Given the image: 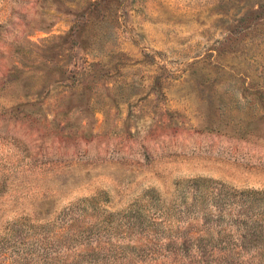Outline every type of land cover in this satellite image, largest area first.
<instances>
[{
    "label": "rangeland",
    "instance_id": "obj_1",
    "mask_svg": "<svg viewBox=\"0 0 264 264\" xmlns=\"http://www.w3.org/2000/svg\"><path fill=\"white\" fill-rule=\"evenodd\" d=\"M0 264H264V0H0Z\"/></svg>",
    "mask_w": 264,
    "mask_h": 264
}]
</instances>
